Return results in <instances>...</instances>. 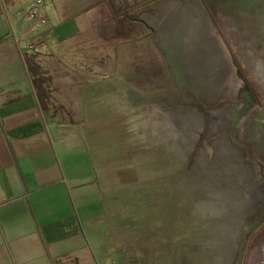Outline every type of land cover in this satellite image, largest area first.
<instances>
[{"label": "rangeland", "instance_id": "374dc122", "mask_svg": "<svg viewBox=\"0 0 264 264\" xmlns=\"http://www.w3.org/2000/svg\"><path fill=\"white\" fill-rule=\"evenodd\" d=\"M122 5L128 88L97 120L119 264H264V0Z\"/></svg>", "mask_w": 264, "mask_h": 264}, {"label": "crops", "instance_id": "0c3cea01", "mask_svg": "<svg viewBox=\"0 0 264 264\" xmlns=\"http://www.w3.org/2000/svg\"><path fill=\"white\" fill-rule=\"evenodd\" d=\"M41 1L0 0V264H119L97 120L127 91L134 34L122 0ZM33 7L48 21L38 29Z\"/></svg>", "mask_w": 264, "mask_h": 264}, {"label": "built area", "instance_id": "2783aa9c", "mask_svg": "<svg viewBox=\"0 0 264 264\" xmlns=\"http://www.w3.org/2000/svg\"><path fill=\"white\" fill-rule=\"evenodd\" d=\"M37 5L40 6L42 5V1L38 0ZM27 16L30 19V21L33 23L32 28L33 29H38V27L44 26L47 24V20L44 16H42L41 11L38 9V7H33L28 10ZM40 39L38 38L37 42Z\"/></svg>", "mask_w": 264, "mask_h": 264}, {"label": "trees", "instance_id": "16d2710c", "mask_svg": "<svg viewBox=\"0 0 264 264\" xmlns=\"http://www.w3.org/2000/svg\"><path fill=\"white\" fill-rule=\"evenodd\" d=\"M32 66V65H31ZM37 70H35V68L32 66V68H31V72H32V76H34L35 77V72H36Z\"/></svg>", "mask_w": 264, "mask_h": 264}]
</instances>
